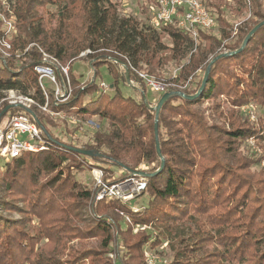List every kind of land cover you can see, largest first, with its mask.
<instances>
[{"label":"trees","instance_id":"obj_1","mask_svg":"<svg viewBox=\"0 0 264 264\" xmlns=\"http://www.w3.org/2000/svg\"><path fill=\"white\" fill-rule=\"evenodd\" d=\"M12 2L18 28L14 51L37 43L62 64L84 59L94 70V80L84 88H78L79 81L70 71L72 94L54 109L79 118L99 116L108 120L110 127L107 132H96L93 143L81 148L92 152L85 155L77 147L61 142L40 118L37 120L51 143L49 148L7 161L0 171V264H85L87 258L90 264H149L144 258L145 247L155 249L165 239L175 251L170 264H264V190L254 188L237 171L244 166L238 163L241 158L237 144L254 130L233 123L231 130H220L223 134L212 132L202 114L193 108L203 100L221 95L233 105L251 100L264 103V16L248 30L243 41L263 23L244 49L210 64V55L223 41L206 35L202 29L194 38L174 25H165L161 30L146 28L135 18L121 17L113 0ZM47 5L54 9H47ZM222 34L227 38L224 29ZM165 37L170 38L171 47L163 43ZM199 38L206 40V44L199 43ZM241 43L230 48L240 49ZM31 55L32 61L19 68L0 59V99L4 91L12 89L44 99L34 72V66L42 63L41 54L33 48ZM187 56L189 61L174 81L179 84L183 78H195L198 70H204L197 89L186 93L195 95L210 64L207 84L194 99L179 95L168 98L159 111L156 136L157 110L146 101V83L134 68L145 63L152 67L149 72L153 74L154 64L163 65ZM232 60L241 62L243 77L230 69ZM102 67H107L113 76L110 92H104L97 81ZM61 78L57 72V79ZM121 85H133L140 99L124 95ZM168 92L177 91L167 89L158 103ZM8 105L3 104L0 115ZM234 116L238 118L236 113ZM162 128L167 134L161 133ZM130 151L135 168L143 160L158 161L145 191L149 195L147 206L135 212L115 200L95 204L96 188L82 186L74 172L99 167L100 163L126 164ZM83 200L93 210V226L82 233L69 221L81 214L78 205ZM116 208L130 218L126 231L120 228ZM3 210L18 211L23 217H6ZM185 222L194 228L189 239L178 231ZM141 225L154 227L157 234L142 233L137 241L134 236L123 238ZM84 235L99 237L101 251L83 252L62 261L59 253L65 248L63 242ZM120 236L125 240L127 256L124 258L118 251L114 261L109 253L117 252L115 246ZM45 239V244L40 245Z\"/></svg>","mask_w":264,"mask_h":264},{"label":"rangeland","instance_id":"obj_2","mask_svg":"<svg viewBox=\"0 0 264 264\" xmlns=\"http://www.w3.org/2000/svg\"><path fill=\"white\" fill-rule=\"evenodd\" d=\"M6 1H8L11 7H14V5H12L13 0ZM155 1L156 0H113V2L117 4V8L121 17L135 18L140 22L141 26L144 25L146 28L152 27V13L150 12V7L154 5L153 3ZM204 3L216 19L219 17V20L217 19V25L215 28L206 31L205 34L223 41L222 45L216 48L214 53L210 55L209 59H212L210 64H212L214 60H217V58H220L223 55L230 56L246 47V39L244 41L243 39L248 33V30L254 27V25L262 19L261 17L264 16V0H204ZM46 8L51 10L54 9L52 6L48 5ZM223 29L228 33L227 38H225L222 34ZM16 36L17 34L15 35V38ZM198 42L206 44L207 41L199 38ZM163 43L168 47L172 46L169 37H165L163 39ZM240 43L242 44L240 49L232 50L230 48H233ZM224 45H229V48L223 47ZM194 51L196 52V50ZM13 52V57L9 63L13 64L16 68L31 62L33 59L31 53L25 54L24 50L22 49H17ZM83 55L82 57H84ZM189 56L182 60H174L163 65L154 64L153 74L149 72L152 67L145 63L141 64L139 67H136V69L139 71H146L154 79L165 83L168 90L172 89L185 94H191L197 89V83L200 77L204 75V70H198L196 72V77L191 78V80H184L183 78L179 84L174 81L175 77H177L181 71L182 66L189 61ZM64 65L71 66L70 71L73 72V75L79 81L78 88H84L87 84L94 80V70L91 69L87 60H77L73 64L66 63ZM240 65V61L232 60L229 62V67L232 72L237 76L243 77L245 74L241 70ZM0 67H3L2 62H0ZM100 74V79L98 78L97 80L100 84L104 82L112 85L113 76L110 74L107 67H102ZM46 83L48 84V82ZM53 87L55 88L53 84L47 86L48 91L52 92ZM121 89L124 95L132 96L137 100L140 99V95L134 89L133 85L132 87L130 85H121ZM161 95V92L155 91L153 88L146 86L145 99L152 106L156 107L158 105V98ZM39 100L41 101L42 98H39ZM193 108L202 114L207 127H209L212 132L216 131L223 134V132L220 130H231L233 128V123L240 126L247 125L254 130V133L250 137L237 144L236 150L242 159H239L238 163H244L242 170L237 169V171L243 175V179L246 178L248 181H251L254 188L260 187V189L264 190V103H258L251 100L244 105H233V103L228 102L227 99L221 95L214 99L203 100L195 104ZM49 110L53 111L54 108L50 107ZM34 111L36 119L38 120L40 118L42 123L47 127L53 136L57 137L61 142L67 145L75 146L77 148H82L85 145L92 144L96 132H107L110 127L109 121L104 120L99 116L79 118L68 113L67 117L55 118L52 116V114L42 112L38 108H36ZM233 113H236L238 118L235 116L234 118ZM73 118L76 120L73 121ZM166 132L167 130L165 128L161 129V133L163 135L167 134ZM102 151L106 152L105 149ZM130 153L131 154L128 157L129 160L125 161L126 164L117 166L108 163H100L99 167H95L93 169L87 167L83 170H76L74 172L75 177L82 186L90 189L96 185L94 174L95 170H103L105 178L111 182H115L120 177H125L128 175V172L131 170L143 169L150 175V173L158 165V161L148 163L146 160H143L140 162L138 167L135 168V162L132 159L134 155L133 151H130ZM90 163L94 165V162ZM101 167L103 169H100ZM261 195H264V193ZM148 201L149 195L144 193V195L137 201L138 208L143 209L146 207ZM19 206H22V204H19ZM78 206H80L79 209L81 210V214L75 217L73 216L72 218L70 216L69 219L71 218V220L69 222L73 227H75L76 231L79 230L82 233L87 232L89 227L93 226V210L89 209V202L84 200L81 201ZM94 208H96V205ZM115 210L120 216V228L126 231L129 227V220L127 219L126 215L127 213L125 214L119 208H116ZM2 213L4 216L11 217L13 219H22L23 217L18 211L10 213L9 211L3 210ZM192 229H194L193 225L190 222H185L181 224V228H179L178 231L185 234L186 239H189V237L192 235ZM142 233L155 236L157 234V230L152 226L141 225L131 229V232H128L125 235L123 234V238L125 239L130 238V236H134V240L137 241L144 235ZM123 238L121 237L118 241V245L115 246L117 252L109 253L111 259L114 261H117L118 251L124 258L127 256L125 254L127 251L126 246H124L125 240L123 241ZM46 241V239L43 240L40 245H44ZM64 243L65 248H63L59 253V258L62 261H67L70 256L72 257L73 255L83 252L89 251V253H94V251H101V239L99 237L86 238L84 235L83 237L77 239L69 238L64 241L63 244ZM112 248L114 249V247ZM210 249L213 250V247ZM146 253L154 254L153 256L156 259V264H170L173 261L175 251L165 239L162 245L155 249H152L149 246L145 247L144 258L147 261L148 256ZM111 254H113V256ZM84 263L90 264L89 258H87Z\"/></svg>","mask_w":264,"mask_h":264},{"label":"built area","instance_id":"obj_3","mask_svg":"<svg viewBox=\"0 0 264 264\" xmlns=\"http://www.w3.org/2000/svg\"><path fill=\"white\" fill-rule=\"evenodd\" d=\"M153 4L150 7L151 25L155 29L161 30L165 25H174L196 38L198 29L208 31L217 25V19L207 8L204 0H156ZM0 25V59L4 63H9L13 57L14 39L18 28L14 8L6 0H0ZM33 48L38 49L42 58V63L34 66V72L38 77L44 99L40 101L13 89L4 91V96L0 99V108L5 102L9 105L0 115V171L4 169L7 161L25 153H38L49 148L51 143L44 137V130L38 125L35 117L36 108L52 114L55 118L67 117L65 112L55 109L50 111L49 108L66 102L71 96L70 66L62 64L37 43L29 44L24 49L25 54L31 53ZM134 70L147 87L161 93L167 90L165 83L154 79L148 72L136 68ZM57 72L62 77L61 81L57 79ZM51 84L55 88L49 92L47 86ZM100 87L104 92H110L112 89L111 85L104 82ZM128 173L121 180L111 182L105 178L103 170H95L94 203L115 200L135 212L141 211L142 208H138L137 201L147 189L149 174L143 169L131 170ZM127 219L130 221L128 215ZM146 255L149 264H156L154 254Z\"/></svg>","mask_w":264,"mask_h":264},{"label":"water","instance_id":"obj_4","mask_svg":"<svg viewBox=\"0 0 264 264\" xmlns=\"http://www.w3.org/2000/svg\"><path fill=\"white\" fill-rule=\"evenodd\" d=\"M263 24V23H262ZM258 25L256 26L251 32L250 34L248 35V37L246 38L245 40V43H247L250 39V37L258 30V28L262 25ZM126 73H127V77L129 79V71L126 70ZM209 73H210V65L206 71V74H205V77L203 79V83H202V86H201V89L199 92H197L195 95H187L185 93H182V92H168L166 94H164L162 96V98L160 99L158 105L155 107L156 110H157V113H156V125H155V132H156V136L158 135V125H157V120H158V115H159V111H160V108L161 106L168 100V98H170L171 96L173 95H179L181 97H184V98H189V99H194L196 97L199 96V94L201 93V91H203V89L205 88L206 84H207V81H208V77H209ZM76 150L79 152V153H82V154H85V155H91L92 152L91 151H87V150H84V149H81V148H76ZM157 151H158V154L160 155L161 159L163 160V156L161 154V148H160V144L159 142H157ZM150 176V175H149Z\"/></svg>","mask_w":264,"mask_h":264}]
</instances>
